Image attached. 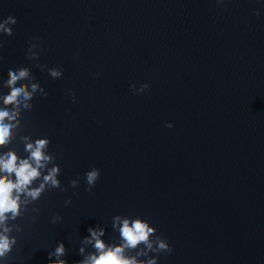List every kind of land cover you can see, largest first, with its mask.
<instances>
[{
  "label": "water",
  "instance_id": "water-1",
  "mask_svg": "<svg viewBox=\"0 0 264 264\" xmlns=\"http://www.w3.org/2000/svg\"><path fill=\"white\" fill-rule=\"evenodd\" d=\"M7 15L17 24L0 36V81L26 65L47 91L20 132L49 138L66 189L45 191L35 219L29 210L15 221L8 264H48L57 241L76 264L87 228L103 224L107 240L116 214L140 215L167 238L173 251L158 264H264V4L0 0ZM29 40L38 60L26 58ZM93 166L100 176L85 191Z\"/></svg>",
  "mask_w": 264,
  "mask_h": 264
},
{
  "label": "clouds",
  "instance_id": "clouds-1",
  "mask_svg": "<svg viewBox=\"0 0 264 264\" xmlns=\"http://www.w3.org/2000/svg\"><path fill=\"white\" fill-rule=\"evenodd\" d=\"M215 2L217 5L225 4V0ZM256 2L264 4V0ZM261 14V9H253V15L257 18ZM16 24L14 15L0 17V36H11ZM42 52L38 43L29 40L28 60H38ZM36 67L46 71L53 80L63 77L60 66L37 64ZM94 75L99 77L100 73ZM129 87L133 94H141L149 88V84L144 82L137 87L133 83ZM37 94L48 95L26 65L13 63L6 77L0 81V264H8L9 254L17 244L14 233L22 230L15 221L29 210L33 213L32 219H35V214L40 211L35 202L45 191L57 188L66 190L59 179L61 167L55 162L56 154L49 150V138H34L20 132L22 113L32 109V101ZM67 94L75 103V93L68 89ZM164 126L171 129L173 124L168 121ZM19 145L23 146L22 153L18 151ZM99 176L100 169L95 166L84 172L85 191L95 187ZM79 183V177L68 181L72 188ZM69 202L65 200V206ZM61 220L62 217L56 213L51 217L53 224ZM110 226L114 235L107 240L106 226L103 224L87 228L88 235L79 240L77 252L81 259L76 264H158L159 254L173 251L167 238L157 234L156 227L140 215H113ZM47 255L48 264H68L63 241H57Z\"/></svg>",
  "mask_w": 264,
  "mask_h": 264
}]
</instances>
